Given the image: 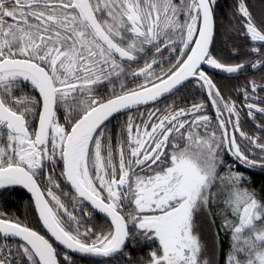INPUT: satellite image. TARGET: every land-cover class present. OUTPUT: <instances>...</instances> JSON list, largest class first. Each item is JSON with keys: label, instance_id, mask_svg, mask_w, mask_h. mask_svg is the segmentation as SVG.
I'll list each match as a JSON object with an SVG mask.
<instances>
[{"label": "snow or ice", "instance_id": "6c2138e0", "mask_svg": "<svg viewBox=\"0 0 264 264\" xmlns=\"http://www.w3.org/2000/svg\"><path fill=\"white\" fill-rule=\"evenodd\" d=\"M220 8L0 0V264H218L221 233L225 264H264V8ZM209 69L253 75L239 105ZM189 86L207 103L158 107Z\"/></svg>", "mask_w": 264, "mask_h": 264}, {"label": "flooded vegetation", "instance_id": "af4514ba", "mask_svg": "<svg viewBox=\"0 0 264 264\" xmlns=\"http://www.w3.org/2000/svg\"><path fill=\"white\" fill-rule=\"evenodd\" d=\"M219 3L221 5V8L218 10V15L223 16L225 12H227L228 7L231 3V0H219ZM250 5H252L253 11L259 14L262 8H264V0H249ZM219 39V38H218ZM242 43V42H240ZM217 48L221 47V45L218 43L216 45ZM215 53V50H214ZM230 55V53L226 54V60L228 63H239L240 57H237L235 59H227V56ZM208 74L213 78V80L221 87V89L224 91L225 95L227 96L229 93H231L232 97L237 99L238 105L243 101L242 96H238L237 91L234 90V86L238 87L239 85L243 84L245 79H252L253 75L249 72L247 74H240V79H230L226 78L227 74L220 73L219 71H210L208 70ZM260 73L255 74V78H259ZM179 93L176 94L174 97L169 98L164 103H161L158 105V107L163 108L166 104H170L175 100L176 104L179 107H186L190 106L193 101L195 102H201L204 100L207 103L206 95L203 93L198 87L193 88L191 86L187 88H181ZM209 115L215 116L214 111L211 110L209 105ZM127 117L124 116L122 119H126ZM113 131H118L117 121L113 120L112 124L109 126ZM245 130L251 131L252 134H258L255 130V123L252 121H248V123L245 126ZM258 172L254 174L253 176H258ZM13 197L16 199H13L14 203L18 199L19 202L22 203V207L24 208V214L28 208V201L30 199V196L24 191V190H17L15 193L12 194ZM18 214V213H17ZM20 215V214H18ZM23 219V217H20ZM31 218V217H30ZM94 223H97L98 225H103L104 221L102 218H97L94 220ZM149 251L148 247H141L138 246L135 251H133L132 256L134 259H138L139 257L145 256L147 252ZM121 257H117V259L112 260L111 264H120ZM77 264H89V259H80L77 257Z\"/></svg>", "mask_w": 264, "mask_h": 264}, {"label": "trees", "instance_id": "16d2710c", "mask_svg": "<svg viewBox=\"0 0 264 264\" xmlns=\"http://www.w3.org/2000/svg\"><path fill=\"white\" fill-rule=\"evenodd\" d=\"M178 93L179 92H177L176 94H178ZM253 179L256 182L255 186L257 189H259L262 185H264V176H262V175L253 176ZM13 199H16V198L13 196H10L8 198L7 206L3 210L8 211V212H12V213H18V214H20L19 215L20 217L24 218L25 214H24V208L22 207V203L19 202L18 199L14 203ZM0 207H3V205H0ZM29 219L31 220V218H29ZM219 223H220V221L217 220V224H219ZM214 231H215V229H209L207 224L204 225V233H205L206 238L209 237L211 235V233ZM220 237L223 240L224 251H223V253H221L219 250H217L215 259L217 260L218 264H225L229 240L227 237L224 236L223 233L220 234Z\"/></svg>", "mask_w": 264, "mask_h": 264}, {"label": "water", "instance_id": "95a60500", "mask_svg": "<svg viewBox=\"0 0 264 264\" xmlns=\"http://www.w3.org/2000/svg\"><path fill=\"white\" fill-rule=\"evenodd\" d=\"M210 71H213V70H211V69H209ZM259 174V173H258ZM25 191V190H24ZM26 192V191H25ZM27 193V192H26ZM28 194V193H27ZM29 196H30V194H28ZM85 259H88V258H85Z\"/></svg>", "mask_w": 264, "mask_h": 264}]
</instances>
